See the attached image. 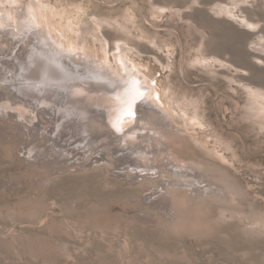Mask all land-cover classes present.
I'll use <instances>...</instances> for the list:
<instances>
[{
  "label": "rangeland",
  "instance_id": "rangeland-1",
  "mask_svg": "<svg viewBox=\"0 0 264 264\" xmlns=\"http://www.w3.org/2000/svg\"><path fill=\"white\" fill-rule=\"evenodd\" d=\"M21 12L78 64L9 39ZM95 64L149 88L127 144L63 113ZM140 145L158 179L117 159ZM0 264H264V0H0Z\"/></svg>",
  "mask_w": 264,
  "mask_h": 264
},
{
  "label": "bare ground",
  "instance_id": "bare-ground-1",
  "mask_svg": "<svg viewBox=\"0 0 264 264\" xmlns=\"http://www.w3.org/2000/svg\"><path fill=\"white\" fill-rule=\"evenodd\" d=\"M26 12L20 13V21H17V23L10 22V28L8 30H5L9 39H12L16 36L22 37L27 35V33L32 32V36H34V39L31 38L32 40H29L26 37V44H21L22 47L32 51L29 52V54H31L29 56L35 58L36 56H40L36 52L40 53L41 55H43L42 52H47V54H50L54 58V60L64 66L67 65L68 62L78 64V61L82 59V57L78 54H71L69 51L67 52L65 48L59 43L54 45L51 42V37L47 29L34 27L35 23L31 20V18L28 16V13ZM86 64L87 63L84 62L80 65L84 67V65ZM91 68L94 69V73H92L91 75L89 74L91 72H87V76L93 80L86 81V84L88 86L86 90L83 89L82 85H79L80 83L78 81V83L75 82L76 80L72 81L71 86L65 87L66 89L64 88V91L62 93L63 95L61 97V100H63V102L65 103V109H63V113L72 116L67 117L68 119H73L74 116L75 118H77L81 115L84 116L85 113L87 114L88 112L87 115L91 117V119L88 117L90 119V122L88 121L89 123L93 124L95 121L98 122L101 119V122L104 121L102 122L103 126H105L106 133L109 135V138L106 139L104 143L106 146L112 145V140L114 138H120L119 143L121 141H124L123 143L127 144L130 142L131 135H141L139 130L141 129L140 127L143 126L141 123L142 120H146L147 116H152V112L150 111L151 103H148L147 101L149 88H147L143 84V80L140 78L139 75H135L129 70L130 67L128 68L126 66L128 72L122 76L123 79L120 82L116 81L115 75L117 74L110 70L108 66H97V64H95V66H92ZM37 92L40 93L39 90H37ZM103 93L108 94V96H110V94L114 96V104L112 103V108H114V110H112V108V111L110 110V108L107 109V107L104 106L106 103L103 104L102 99L98 97ZM50 98H52V95L43 94V100L46 99L47 103L53 102L52 100H50ZM93 106L97 107L95 111L91 109V107L93 108ZM53 108L55 107L53 106ZM18 112L19 114H22L21 111ZM135 116H138L136 124L132 125V127H128V125L131 124ZM108 118L111 122L109 123L111 126L114 125L116 121L118 124L117 126L121 128L120 130H123L125 127L127 128V130H123L124 132L117 131L115 133V130L112 131V128L110 129L108 127ZM101 125L102 124H100V126ZM70 139L72 140L71 143L75 144L74 140L76 138L73 137V139ZM78 144L80 146L81 143ZM161 149L162 148L158 146L157 152L155 153L158 154V151H161ZM115 153L117 159L124 162L127 165L128 169L130 168L129 170L132 171L133 175H135L136 177L144 176V178H147L151 176V179H158L161 176L162 171L164 170L163 167L143 163V161L147 158V153L142 145H140L137 150L131 149L129 151H126L121 149V151L119 150ZM172 170L175 173L174 177L171 178L172 180L181 177V179H183L180 183L181 185L188 187L191 184L186 181V178L190 176V171L188 169L181 168L180 166H178L174 169L172 168ZM173 183L171 181L169 182V184ZM189 189H191V186Z\"/></svg>",
  "mask_w": 264,
  "mask_h": 264
}]
</instances>
